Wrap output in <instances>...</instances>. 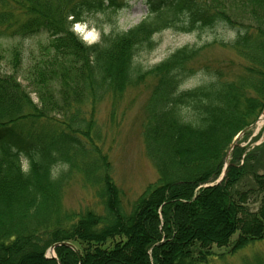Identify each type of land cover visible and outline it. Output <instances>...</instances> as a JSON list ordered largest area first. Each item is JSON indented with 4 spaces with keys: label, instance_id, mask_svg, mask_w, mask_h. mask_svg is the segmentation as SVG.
Returning <instances> with one entry per match:
<instances>
[{
    "label": "trees",
    "instance_id": "1",
    "mask_svg": "<svg viewBox=\"0 0 264 264\" xmlns=\"http://www.w3.org/2000/svg\"><path fill=\"white\" fill-rule=\"evenodd\" d=\"M146 4L137 25L100 30V41L87 45L74 26L99 13L111 19L124 7L119 0H0V39L15 42L8 67H0V264H209L214 248L234 255L264 240V173L249 163L256 159L254 169L264 144L244 163L236 149L215 183L235 137L264 112V0ZM219 26L236 36L210 45L241 63L225 62L237 68L230 73L204 68L197 87L185 84L204 47L180 48L151 69L138 60L164 30L201 34ZM37 35L47 41L26 53L22 43ZM151 77L142 135L158 178L126 208L101 146L97 107L108 101L113 122L125 94L149 87ZM76 175L96 206L65 208ZM61 242L79 254L59 246L49 257Z\"/></svg>",
    "mask_w": 264,
    "mask_h": 264
},
{
    "label": "rangeland",
    "instance_id": "2",
    "mask_svg": "<svg viewBox=\"0 0 264 264\" xmlns=\"http://www.w3.org/2000/svg\"><path fill=\"white\" fill-rule=\"evenodd\" d=\"M119 1L124 7L117 14L112 15L111 19H109V14L99 13L92 15L88 17L86 24H79L75 27L77 34L80 36L83 33L87 43H92L99 40V30L106 35H110L113 32L126 31L142 21L147 14V0ZM235 36L236 30L229 26H219L201 34L179 33L167 29L155 34L154 49L150 52L142 53L138 60L143 68L151 69L180 48L185 46L204 47L199 52L198 58L190 66L194 71L193 77L185 84V88H194L205 81L204 68L210 67L213 70L219 68L226 73L237 69L225 64L228 61L235 62V66L241 63L234 52L218 45H210L215 40L230 41ZM13 40L12 37L0 39V54L3 56V61L0 63L1 68L8 67L6 60L12 56V47L15 44ZM46 41V35H37L23 42L22 45L26 53L37 52L38 45ZM153 81L154 78L151 77L148 79L149 87L143 86L131 89L125 94L117 108L118 112L115 114L113 122L110 118V103L108 101L101 103L97 107V118L102 124L101 132L104 138V146L103 144L101 146L104 152L108 154L112 165L113 177L122 191V200L126 208H129L130 204L143 192L147 185L158 178L157 170L146 153L142 135V125L146 116L145 106L151 94ZM32 96L36 99L35 94ZM263 143L264 113L261 115L260 120L238 140V148L236 149L240 151L238 152L237 161L244 163L247 160L246 156L254 151L255 148L261 147ZM236 149L230 153L226 164L236 160ZM249 160L252 165L251 172L264 173V154L259 158V162L256 163L254 169L253 166L256 159L249 158ZM24 166H27L25 161ZM249 178L244 182V189L252 186V177L250 176ZM63 203L67 209L79 210L96 206L97 198L94 196V191L89 187H85L81 183L80 177L76 175L66 187ZM258 207L259 205H255L253 209ZM97 210H100V208H97ZM236 239L237 235L233 237V241ZM229 251L230 248H214L212 253L215 256L210 259L209 264H264V240L256 241L238 250L234 255H228ZM48 253L53 255L52 252Z\"/></svg>",
    "mask_w": 264,
    "mask_h": 264
},
{
    "label": "water",
    "instance_id": "3",
    "mask_svg": "<svg viewBox=\"0 0 264 264\" xmlns=\"http://www.w3.org/2000/svg\"><path fill=\"white\" fill-rule=\"evenodd\" d=\"M245 133V131H242L238 136L237 138L235 139L232 147H231V150L237 145V141L239 140V138ZM227 167H228V164H227ZM226 167V168H227ZM226 172V171H225ZM225 172L223 173V176L225 175ZM220 181V180H218ZM59 246H67V247H70L73 251H75L77 254H79V251L77 249V247L69 242H61V243H58V244H55L52 248H51V251H53L56 247H59Z\"/></svg>",
    "mask_w": 264,
    "mask_h": 264
}]
</instances>
